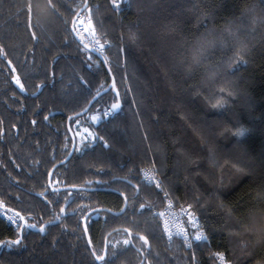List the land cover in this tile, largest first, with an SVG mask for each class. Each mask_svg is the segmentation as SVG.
<instances>
[{"label":"trees","instance_id":"16d2710c","mask_svg":"<svg viewBox=\"0 0 264 264\" xmlns=\"http://www.w3.org/2000/svg\"><path fill=\"white\" fill-rule=\"evenodd\" d=\"M164 189L206 240L166 241ZM0 208V264H264V0H0Z\"/></svg>","mask_w":264,"mask_h":264},{"label":"built area","instance_id":"2783aa9c","mask_svg":"<svg viewBox=\"0 0 264 264\" xmlns=\"http://www.w3.org/2000/svg\"><path fill=\"white\" fill-rule=\"evenodd\" d=\"M115 3L118 5L121 3V0H115ZM74 32L76 38L83 45L94 48L106 60L108 59L104 44L98 40L97 36H90V30L87 26V17L84 13L79 14L75 18ZM86 57L91 59L90 54H87ZM141 174L145 183L152 184L158 187V189H162L163 182L157 174L156 168H144ZM163 196L164 203L162 207L156 211V214L159 218L164 238L168 242L179 239L186 243L206 240L207 236L204 231V224L199 217L192 212L191 208L188 205H177L169 192L165 189L163 190ZM0 216L10 225L16 228L19 226V217L16 212L0 208ZM197 236H201V239H197ZM217 255V260L220 264H232L225 253H217Z\"/></svg>","mask_w":264,"mask_h":264},{"label":"water","instance_id":"95a60500","mask_svg":"<svg viewBox=\"0 0 264 264\" xmlns=\"http://www.w3.org/2000/svg\"><path fill=\"white\" fill-rule=\"evenodd\" d=\"M86 6H87V3H85L84 6H82V7L78 10L77 15H78L79 13L83 12V11H88V10L86 9ZM87 26H88V28H89V30H90V34H91V36H92V37H96V36H97V30H96V26H95V24H94V22H93L92 19L87 18ZM72 29H73V28H72ZM73 31H74V29H73ZM85 46H86L89 50H91L92 52H95V53H97V54L100 55V53H99L97 50H95L94 48H92V47H90V46H87V45H85ZM100 56H101V55H100ZM107 68H108V70H110V67H109L108 65H107ZM113 84H114V78H112V81H111V85H113ZM102 92H103V91H101L100 93H102ZM97 95H98V94H97ZM97 95L93 97V99L90 101V103L88 104V106L83 110V112H80L79 115H80L81 113H85V112L88 111L90 105H91V104L93 103V101H95V99L97 98ZM115 104H118L119 107H120V104H119V103H115ZM119 107H117L116 109H113V108H112V110H113L114 112H116V111L119 109ZM71 135H72V137H73V143H72L71 151H70L69 155L67 156L66 160L69 159V157L71 156V154L73 153V151H74V149H75V144H76V142H75L74 134H73L72 131H71ZM53 169H54V168H52V169L49 171V174H48V186H49V188L52 189V190L66 189V187H55V186L52 185L51 178H52V174H53ZM17 214H18V213H17ZM21 218H23V217L21 216ZM22 221H24V218L22 219ZM21 231H22V230H21ZM20 239H21V238H20ZM20 239H19V240H20Z\"/></svg>","mask_w":264,"mask_h":264},{"label":"rangeland","instance_id":"374dc122","mask_svg":"<svg viewBox=\"0 0 264 264\" xmlns=\"http://www.w3.org/2000/svg\"><path fill=\"white\" fill-rule=\"evenodd\" d=\"M77 17V15L75 16V18ZM75 18L73 19V22H72V27L74 26V21H75ZM15 81L17 83V85H19L21 88H22V85L20 83V81L18 80V78L16 77L15 78ZM92 117V119L95 117L96 119H94V121H97L98 120V115L97 114H93V115H90ZM91 135V131L87 128H84L81 132H80V136H90ZM148 184V183H146ZM167 241V240H166ZM216 258L218 259V255L216 254Z\"/></svg>","mask_w":264,"mask_h":264},{"label":"snow or ice","instance_id":"6c2138e0","mask_svg":"<svg viewBox=\"0 0 264 264\" xmlns=\"http://www.w3.org/2000/svg\"><path fill=\"white\" fill-rule=\"evenodd\" d=\"M117 107H119L118 104H113V105H112V108H113V109H116ZM93 119H96V118L94 117ZM21 219H23V218H21ZM29 226H31V225H29ZM43 230H44L43 228L40 229V231H43ZM196 238H197V239H201V236H197ZM14 243L18 244L19 241H15ZM97 259H101V260H102L103 257H97Z\"/></svg>","mask_w":264,"mask_h":264},{"label":"bare ground","instance_id":"6f19581e","mask_svg":"<svg viewBox=\"0 0 264 264\" xmlns=\"http://www.w3.org/2000/svg\"><path fill=\"white\" fill-rule=\"evenodd\" d=\"M85 12H86V11H83V12H81V13H79V14H82V13H84V14L86 15V13H85ZM79 14H78V15H79ZM78 15H77V16H78ZM86 17H87V15H86ZM74 26H75V21H74ZM74 26L72 27L73 29H74ZM74 34H75V32H74ZM90 36H91V34H90ZM102 57H103V56H102ZM103 58H104V57H103ZM104 59H105V58H104ZM105 60H106V59H105ZM107 60H108V59H107Z\"/></svg>","mask_w":264,"mask_h":264}]
</instances>
